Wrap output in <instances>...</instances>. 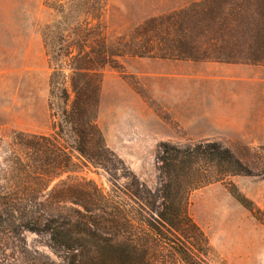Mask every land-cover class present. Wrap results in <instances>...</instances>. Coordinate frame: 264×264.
I'll return each mask as SVG.
<instances>
[{"label": "rangeland", "instance_id": "374dc122", "mask_svg": "<svg viewBox=\"0 0 264 264\" xmlns=\"http://www.w3.org/2000/svg\"><path fill=\"white\" fill-rule=\"evenodd\" d=\"M48 27H60L55 45L71 101V56L65 55L77 53L74 44L87 40L86 50L92 44L100 51L104 40L122 54L117 69L100 70L96 110L114 178L75 153L74 171L48 191L70 175L142 218L161 186V144L216 142L248 172L231 182L254 203L255 216L222 183L193 192L188 213L218 261L264 264V0H0V198L17 194L34 218L42 215L44 201L39 163L13 143V134L77 145L69 132H60L58 101L50 98ZM15 156L31 166L30 174L13 170ZM136 187L142 199L132 196ZM65 260L64 252L49 247L47 235L0 227V264Z\"/></svg>", "mask_w": 264, "mask_h": 264}, {"label": "trees", "instance_id": "16d2710c", "mask_svg": "<svg viewBox=\"0 0 264 264\" xmlns=\"http://www.w3.org/2000/svg\"><path fill=\"white\" fill-rule=\"evenodd\" d=\"M59 28L45 29L46 51L52 66L50 98L58 101L60 132H69L77 145L65 147L56 136L13 134V143L32 152L30 160L39 163L37 177L42 182L39 193L44 201L42 215L34 218L21 197L5 193L0 198V227H7L12 233L29 231L47 235L49 247L66 254V264H225L218 261L209 238L189 215L190 195L222 183L254 216L256 207L231 182L232 177L248 172L229 149L216 142L186 147L161 144L157 157L161 186L153 202H146L149 212L142 218L130 216L115 197L104 195L91 182L70 175L48 191L55 179L74 171L75 153L96 168H103L111 180L115 169L106 157L110 151L96 124V110L101 90L100 70L106 66L117 69L116 61L122 54L104 40L98 43L100 51L92 44L90 51L86 50L87 40L85 45L80 41L74 44L77 53L65 55L71 56L70 84L74 94L71 101L61 49L55 45L57 36H54L60 35ZM53 106L54 102H50L51 110ZM15 160L13 170L30 174V165L21 157L15 156ZM132 193L142 199L138 188ZM155 201H159L157 207ZM68 203L82 210L67 207Z\"/></svg>", "mask_w": 264, "mask_h": 264}]
</instances>
